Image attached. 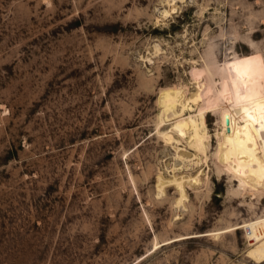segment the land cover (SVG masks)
<instances>
[{"label": "rangeland", "instance_id": "374dc122", "mask_svg": "<svg viewBox=\"0 0 264 264\" xmlns=\"http://www.w3.org/2000/svg\"><path fill=\"white\" fill-rule=\"evenodd\" d=\"M253 96L264 0H0V264L263 261L264 162L218 134Z\"/></svg>", "mask_w": 264, "mask_h": 264}, {"label": "bare ground", "instance_id": "6f19581e", "mask_svg": "<svg viewBox=\"0 0 264 264\" xmlns=\"http://www.w3.org/2000/svg\"><path fill=\"white\" fill-rule=\"evenodd\" d=\"M174 9V3L170 4L168 9L162 11V15L166 16L174 11ZM203 93L204 89L198 87L197 91L193 93L192 96H194L196 100L200 99L203 101L206 98L203 96ZM159 105L162 108L160 116H164L166 119L177 117L178 112L174 109V102L169 93L165 91L161 92L159 96ZM181 105L184 107L183 102L180 106ZM213 106L214 105H204V103H201L196 109L197 113L179 118L178 121L175 122L177 125L176 127H178L181 132L188 133L190 142L192 141L191 146L200 153L204 151V141L208 137L204 128V112L210 110ZM220 109L221 125L219 126L218 134L222 137L225 149L232 151L235 149L254 147L264 162V96H253L236 106H230L224 103ZM182 111L183 110H181V112ZM225 119L228 121L227 124H225ZM160 177L161 176H158L157 184L159 189L162 188L160 184L163 185L165 183ZM198 177H194L193 180L197 182ZM176 185L179 188V198L176 204L181 205L182 201L186 198V194L181 188V186H183L182 182L178 181Z\"/></svg>", "mask_w": 264, "mask_h": 264}, {"label": "built area", "instance_id": "2783aa9c", "mask_svg": "<svg viewBox=\"0 0 264 264\" xmlns=\"http://www.w3.org/2000/svg\"><path fill=\"white\" fill-rule=\"evenodd\" d=\"M257 264H264V260H263V261H261V262H259V263H257Z\"/></svg>", "mask_w": 264, "mask_h": 264}, {"label": "water", "instance_id": "95a60500", "mask_svg": "<svg viewBox=\"0 0 264 264\" xmlns=\"http://www.w3.org/2000/svg\"><path fill=\"white\" fill-rule=\"evenodd\" d=\"M228 123V121H227V119H225V124H227Z\"/></svg>", "mask_w": 264, "mask_h": 264}]
</instances>
